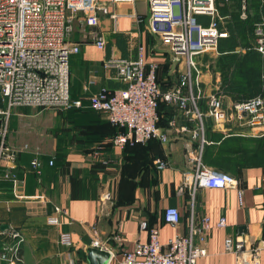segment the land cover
Wrapping results in <instances>:
<instances>
[{
    "label": "crops",
    "instance_id": "0c3cea01",
    "mask_svg": "<svg viewBox=\"0 0 264 264\" xmlns=\"http://www.w3.org/2000/svg\"><path fill=\"white\" fill-rule=\"evenodd\" d=\"M110 11L121 15L136 12L143 17L147 5L144 0H137L134 4H116ZM118 32L128 34L130 56L135 53L133 49L137 42L145 44L147 59L158 62V79L163 91L178 83L181 65L170 60L157 37L156 43L150 46L153 43L148 40L145 20L136 22L126 16L111 19L109 15H99L97 26L78 27L67 35V39L79 47L69 58L70 95L81 101L86 96L87 103L82 102L79 110H63L65 116L60 117V129L53 131L51 137L53 146L45 152L14 148L16 157L11 165L19 179L16 186L4 177L9 164L2 162L0 165V240L11 227L24 234L20 264H90L87 254L89 248H96L92 246L94 238L104 244L106 249L102 250L109 252L107 264H118L125 250L148 239L146 230L139 226L142 220L158 226L159 239L163 243L176 232L187 231L191 199L187 188L183 191L179 188L183 176L193 171L190 156L200 144V138L191 135L198 126L193 116H186L176 106L167 104L173 109L169 122L175 121L173 127L168 122L166 127L159 128L167 133V142L153 137L143 146L122 150L103 144L104 158L96 159L92 155L96 142H104L107 135L98 136L104 131L99 126L102 118L90 110L88 98L102 87L115 89L122 86L115 70L103 66L106 56L122 55L114 42ZM100 35L107 42L104 50L94 43L95 37ZM236 50L243 49L239 46ZM218 54L217 51L202 58L203 96L198 100V106L204 119H211L212 129L221 139L234 135L263 136L264 122L249 126L246 120L233 117V102L220 90V73L212 69ZM163 65H166L164 73L161 71ZM217 89L222 94L228 117L220 123L209 116L207 104V96ZM182 126L187 131L180 132ZM205 140L208 141L206 144L212 142ZM33 156H39L43 161L40 175L29 167ZM49 159L53 160L52 165H48ZM157 159L165 160L167 166L158 169ZM234 177L243 191L242 205L233 188L197 189L194 214L197 218L208 215L211 220L205 243L207 252L198 258L197 264H235L234 256L223 250V240L228 235H243L253 243L264 238V166L245 168ZM55 205L61 206L64 212L60 215L61 224L50 226L46 224V215ZM167 206H175L180 211L181 220L176 227L163 221ZM220 217L225 218L226 225L218 228L215 223ZM62 231L71 233V246L58 243ZM260 262L264 264V248Z\"/></svg>",
    "mask_w": 264,
    "mask_h": 264
},
{
    "label": "built area",
    "instance_id": "2783aa9c",
    "mask_svg": "<svg viewBox=\"0 0 264 264\" xmlns=\"http://www.w3.org/2000/svg\"><path fill=\"white\" fill-rule=\"evenodd\" d=\"M136 1L0 0V165L2 162L9 164L4 177L16 186L19 179L11 165L15 161L16 150L10 148L6 141L7 122L13 107L67 110L82 105L80 99L71 97L69 90V58L79 50L67 39L69 15L81 12L84 23L91 27L99 24V12L108 14L111 19L126 16L136 22L145 20L147 32L158 38L175 65H181L178 67V83L161 91L156 81L158 62L147 59L145 44L137 42L133 56H106L103 66L115 70L122 86L115 89L102 87L89 96V106L103 114L111 124L125 129L109 140L116 149L122 150L127 143H145L153 137L167 142V133L160 131L156 125L159 99L197 120L198 126L191 135L199 137L200 144L190 156L193 171L183 176L179 188V191L187 188L191 199L187 231L176 232L163 243L159 239L158 226L148 225L142 220L139 226L146 230L148 239L136 242L131 250H125L118 264H197L198 258L207 252L205 243L211 229L208 215L197 218L194 214L193 201L197 189L233 188L239 204L243 203V191L235 177L206 165L202 160L203 147L208 141L203 135V113L198 106V100L203 96L200 79L204 67L202 58L216 54L218 40L229 35L226 22L230 14L220 11V7L229 0H144L147 13L143 17L136 12L121 15L110 11L116 4H134ZM238 1L239 18L245 20L249 15V2ZM94 43L98 49L106 47L104 36H96ZM253 47L264 54V19L254 25ZM153 49L151 47L150 51L153 52ZM207 104L209 116L214 122L220 123L228 118L218 89L207 96ZM232 111L233 117L246 120L249 126L262 124L264 97L257 95L233 102ZM169 125L175 126V121L171 120ZM179 131L187 129L182 126ZM107 141L95 146L94 158H104L103 144ZM26 147L21 148L24 150ZM47 163L52 165L53 160L49 159ZM155 163L158 169L167 166L165 160L157 159ZM29 166L40 175L43 161L39 156H33ZM63 212L61 206L55 205L52 212L46 215V224L59 226ZM162 218L166 224L176 227L181 214L177 207L167 206ZM215 225L224 227L225 218L220 217ZM24 241V234L19 229L11 227L4 233V238L0 240V264L22 263ZM58 243L71 246V233L60 232ZM92 246L106 249L97 238L92 240ZM262 248L264 238L253 243L243 235H228L223 240V250L234 256L235 264H261Z\"/></svg>",
    "mask_w": 264,
    "mask_h": 264
},
{
    "label": "trees",
    "instance_id": "16d2710c",
    "mask_svg": "<svg viewBox=\"0 0 264 264\" xmlns=\"http://www.w3.org/2000/svg\"><path fill=\"white\" fill-rule=\"evenodd\" d=\"M248 2L249 15L245 20L239 18L238 0H229L228 3L220 7L221 13L230 14L226 22L229 35L218 40L217 50L219 54L215 58L212 69L220 73V90L232 102L257 95L264 97V54L253 47L254 25L257 21L264 19V0H248ZM114 38L116 46L121 50V56L129 57L131 52L129 50L128 34L118 32L115 33ZM239 46L243 50L237 51L236 49ZM158 69L156 71V81L160 90L163 91L158 79ZM161 71L166 72V65L161 67ZM73 109L76 108L67 110ZM79 109L77 108V110ZM90 110L100 114L92 108ZM157 112L156 125L159 128L166 127L173 116L172 107L159 99ZM203 120L205 125L204 136L212 141L210 144H204L202 153L204 163L233 176H236L239 171L245 168L264 166V135L260 137L234 135L221 139L219 133L212 129L211 119L208 117L204 119L203 117ZM99 126L103 127L104 131L100 132L98 136L107 135L106 139L108 141L104 145L107 147L112 146L109 142L112 137L125 130L123 127L111 124L106 118L99 121ZM151 139L153 138L145 143H127L123 149L143 146Z\"/></svg>",
    "mask_w": 264,
    "mask_h": 264
},
{
    "label": "rangeland",
    "instance_id": "374dc122",
    "mask_svg": "<svg viewBox=\"0 0 264 264\" xmlns=\"http://www.w3.org/2000/svg\"><path fill=\"white\" fill-rule=\"evenodd\" d=\"M142 9V7H140ZM98 15H108L99 12ZM83 14L71 13L69 15L67 35L73 33L78 27H86L83 21ZM150 35V36H149ZM156 36L148 33V40L154 45ZM107 43V42H106ZM87 97H83V104L87 103ZM3 105V104H2ZM7 122V145L11 148H19L27 145L26 151L28 152H45L53 146L52 134L57 128L60 129L61 118L64 111L58 108H39L31 106H15L11 110ZM101 114V113H100ZM99 114V115H100ZM100 117L104 119V115ZM3 122V120H2ZM3 123L1 124V126ZM99 143L96 142V145ZM95 145V146H96ZM25 148V147H24Z\"/></svg>",
    "mask_w": 264,
    "mask_h": 264
},
{
    "label": "water",
    "instance_id": "95a60500",
    "mask_svg": "<svg viewBox=\"0 0 264 264\" xmlns=\"http://www.w3.org/2000/svg\"><path fill=\"white\" fill-rule=\"evenodd\" d=\"M109 252L98 248H89L87 259L90 264H107L109 260Z\"/></svg>",
    "mask_w": 264,
    "mask_h": 264
}]
</instances>
